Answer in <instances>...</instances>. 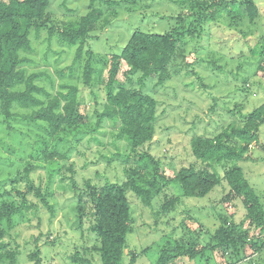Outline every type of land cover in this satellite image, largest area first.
Returning <instances> with one entry per match:
<instances>
[{"label":"rangeland","instance_id":"obj_1","mask_svg":"<svg viewBox=\"0 0 264 264\" xmlns=\"http://www.w3.org/2000/svg\"><path fill=\"white\" fill-rule=\"evenodd\" d=\"M118 1L119 14L91 33L76 62V47L59 42L56 29L84 15L89 0H51L48 11L55 22L54 35L48 39L43 30L35 38L31 33L33 50L25 54L30 62L23 67L27 73H44L36 83L50 92L62 84L77 86L82 119L78 130L51 135L45 123L19 116L27 109L15 107L18 116L8 122L0 116V207L7 203L17 208L10 222H1L2 240L17 250L15 264H36L31 257L35 251L43 264H75V253L87 264H100L99 254L91 250L96 236L89 230L88 218L79 223L77 201L88 185L126 180V143L115 138L110 120L96 123V110H101L106 97L111 56L121 51L134 30L165 33L177 25L181 10L191 7L189 0ZM253 1L258 11L253 19L239 0L218 7L214 17L184 39V59L178 60L180 67H173L180 71L162 86L152 78L145 80L142 90L157 100L158 107L154 137L140 149L159 159L167 175L173 176L182 166H205L191 154L192 137L213 136L229 124L240 125L264 103V72L259 70L264 67L259 53L264 52V0ZM87 62L90 86L84 83ZM127 68L121 63V74ZM139 77V73L133 76L134 88L139 87ZM258 136L259 144L236 163L264 207V123ZM209 167L219 182L205 196H184L172 184L147 206L131 191L127 193L132 224L123 264H131L133 257L132 264H155L168 244L188 247L194 241L207 248L195 259L182 257L168 264H241L246 258L264 262V248L255 253L262 247L259 229L245 221L242 197L223 178L226 166L212 163ZM164 195L180 198L174 209L163 210ZM230 224L248 232L245 247L235 256L213 247L215 230ZM1 263L9 264L6 258Z\"/></svg>","mask_w":264,"mask_h":264},{"label":"trees","instance_id":"obj_2","mask_svg":"<svg viewBox=\"0 0 264 264\" xmlns=\"http://www.w3.org/2000/svg\"><path fill=\"white\" fill-rule=\"evenodd\" d=\"M51 0H0V116L3 121L16 119L14 108L29 110L19 115L29 122H43L49 134L61 131H76L80 127L82 114L78 100L79 89L72 84H62L54 92L36 83L44 73H27L23 67L30 59L31 33L38 38L46 30L48 39L55 33V22L48 11ZM247 14L253 19L257 6L253 0H239ZM118 0H89L87 11L77 19L60 24L57 39L70 47L75 46L74 62L78 61L92 32L107 26L118 14ZM190 8H184L177 15V25L169 31L158 34L134 30L119 53L111 56L108 75L105 82L106 97L100 111L96 110V123L101 125L110 120L115 127V138L126 143L129 153L123 161L128 164L124 172L126 180L122 183L106 182L95 187L88 185L78 194L77 217L79 223L84 218L90 220L89 230L96 236L94 250L99 254L100 264H123V250L126 235L132 224L131 207L127 193L131 191L144 205H151L155 196L161 194L168 185L179 186L184 196H205L219 178L210 169V164L225 165L223 178L232 192L243 199L244 219L264 234V207L258 196L244 177L237 161L247 157L250 148L259 144V128L264 123V103L246 115L240 125L229 124L213 136H194L190 140V151L196 160L205 164L182 166L173 175H167L159 159L140 149L152 141L157 118V100L145 93V80L152 78L156 86H162L180 68L178 60L184 59V39L200 30L208 18L215 15L218 7H227L237 0H189ZM184 3V2H183ZM64 5V4H63ZM197 10V11H196ZM190 19V20H187ZM88 55L89 51L85 52ZM259 53L263 56L264 52ZM92 59V57L90 56ZM121 63L128 68L121 74ZM178 63V64H177ZM259 70L264 72V67ZM90 63L84 68V83L89 84ZM137 73L139 87L134 88L133 76ZM122 75V79L120 77ZM263 74V73H262ZM264 75V74H263ZM261 146V145H260ZM262 147V146H261ZM264 148V146L262 147ZM28 191L29 188H26ZM25 195L26 192H21ZM39 194V193H38ZM23 197V196H22ZM163 210L174 209L180 198L164 195ZM52 210V207L49 206ZM12 204L3 203L0 207V264L6 258L9 264H15L17 250L10 249L2 240L5 231L1 222H10L16 211ZM246 230H238L237 225L220 226L215 230L214 246L233 256L243 249L247 239ZM264 247V241H260ZM213 243V242H212ZM261 247V246H260ZM207 246H200L196 241L187 247L176 242L168 244L160 251L155 264H168L182 257L195 259ZM36 264H43L39 251L32 253ZM246 258L241 264L255 263ZM134 261L133 259H131ZM249 260V261H248ZM75 264H87L88 260L75 253ZM131 262V264L133 263ZM82 262V263H79Z\"/></svg>","mask_w":264,"mask_h":264},{"label":"crops","instance_id":"obj_3","mask_svg":"<svg viewBox=\"0 0 264 264\" xmlns=\"http://www.w3.org/2000/svg\"><path fill=\"white\" fill-rule=\"evenodd\" d=\"M257 235L262 237L261 241L263 242L264 241V234H260L259 231H258ZM262 248H264V247H260L255 253H258V251H260V250L262 251L263 250Z\"/></svg>","mask_w":264,"mask_h":264}]
</instances>
